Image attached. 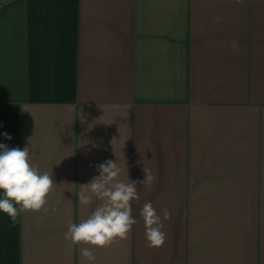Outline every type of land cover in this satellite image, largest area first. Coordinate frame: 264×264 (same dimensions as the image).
Masks as SVG:
<instances>
[{
  "label": "crops",
  "instance_id": "1",
  "mask_svg": "<svg viewBox=\"0 0 264 264\" xmlns=\"http://www.w3.org/2000/svg\"><path fill=\"white\" fill-rule=\"evenodd\" d=\"M3 132L56 185L0 213V264H87L64 233L108 160L154 180L95 264H264V0H0ZM146 202L171 213L159 248Z\"/></svg>",
  "mask_w": 264,
  "mask_h": 264
},
{
  "label": "clouds",
  "instance_id": "2",
  "mask_svg": "<svg viewBox=\"0 0 264 264\" xmlns=\"http://www.w3.org/2000/svg\"><path fill=\"white\" fill-rule=\"evenodd\" d=\"M5 140L13 137L0 133ZM99 173L93 179L81 185L77 194L81 206L96 207L91 214L79 223H70L64 233V239L81 247L80 254L87 264H95L96 257L92 247L104 248L114 240H126L138 223L133 215V202L140 199L138 185H151L154 177L146 172V178L134 181L121 179L124 170L119 162L108 160L96 166ZM53 175L41 172L33 164L29 147H10L0 142V213L7 215L15 223L25 212L46 210L48 197L55 190ZM144 222L147 246L159 248L166 242L164 221L171 213L157 211L151 202L140 209ZM90 245L92 247H87Z\"/></svg>",
  "mask_w": 264,
  "mask_h": 264
}]
</instances>
